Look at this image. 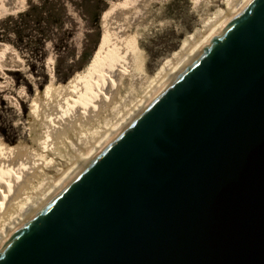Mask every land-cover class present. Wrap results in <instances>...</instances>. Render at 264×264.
<instances>
[{
	"label": "water",
	"instance_id": "95a60500",
	"mask_svg": "<svg viewBox=\"0 0 264 264\" xmlns=\"http://www.w3.org/2000/svg\"><path fill=\"white\" fill-rule=\"evenodd\" d=\"M0 264H264V0L4 244Z\"/></svg>",
	"mask_w": 264,
	"mask_h": 264
},
{
	"label": "rangeland",
	"instance_id": "374dc122",
	"mask_svg": "<svg viewBox=\"0 0 264 264\" xmlns=\"http://www.w3.org/2000/svg\"><path fill=\"white\" fill-rule=\"evenodd\" d=\"M14 2L18 9L0 14V173L51 162L42 147L49 127L62 111L82 104L91 83L118 66V40L130 16L139 17V24L128 44L136 37L141 70L156 78L229 0ZM108 9L114 10L103 13ZM102 14L104 39L96 52ZM84 52L96 54L88 59Z\"/></svg>",
	"mask_w": 264,
	"mask_h": 264
},
{
	"label": "bare ground",
	"instance_id": "6f19581e",
	"mask_svg": "<svg viewBox=\"0 0 264 264\" xmlns=\"http://www.w3.org/2000/svg\"><path fill=\"white\" fill-rule=\"evenodd\" d=\"M252 1L229 0L227 8L216 11L215 19L207 21L194 40H187L185 51L176 55L175 61H171L172 64L163 72H158L156 78L147 77L141 70L136 37L131 45L128 44L127 39L135 34L132 31L139 19L134 18L118 40V66L104 73L97 82L91 83L85 91L82 104L62 111L49 127L42 147L46 156L52 159L51 162H46L45 168L41 167V163H34L24 169L0 173V248ZM15 9L18 8L14 0H0V14ZM0 49L4 47L0 46ZM56 159L65 161L62 164L58 161L59 165L55 163Z\"/></svg>",
	"mask_w": 264,
	"mask_h": 264
},
{
	"label": "trees",
	"instance_id": "16d2710c",
	"mask_svg": "<svg viewBox=\"0 0 264 264\" xmlns=\"http://www.w3.org/2000/svg\"><path fill=\"white\" fill-rule=\"evenodd\" d=\"M114 10V9H113ZM113 10H110V9H108V10H106L105 12H103V13H106V14H110V13H112L113 12ZM129 15H131V14H129ZM103 14H102V16L100 17V20H99V17H98V19H97V22H98V20H99V27H100V29H101V38H100V41L98 42L99 43V45H98V48H97V50H96V52H99V50L98 49H101V46H102V44H103V39H104V27H103ZM122 18L123 17H120L119 18V21H121L122 20ZM130 18H131V20H130V22L134 19V18H136L135 16H130ZM129 18V19H130ZM130 22L129 23H124V24H126L124 27H128L129 26V24H130ZM123 24V25H124ZM113 34H114V29H112L111 30V33H110V35H109V39H111V37L113 36ZM0 44H2V43H0ZM5 45V44H4ZM107 49V48H106ZM110 51V46H109V48H108V52ZM96 52H95V54H96ZM93 54L94 53H92V54H90L89 56H85L86 55V53L84 52V54H83V57H86V58H91L92 56H93ZM94 54V55H95ZM113 65H114V63H113ZM107 68H110L109 66H107L106 68H105V70L107 69ZM74 105V104H73Z\"/></svg>",
	"mask_w": 264,
	"mask_h": 264
}]
</instances>
